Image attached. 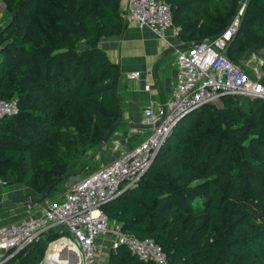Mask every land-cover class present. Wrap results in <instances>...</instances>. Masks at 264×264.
I'll list each match as a JSON object with an SVG mask.
<instances>
[{"label":"trees","instance_id":"16d2710c","mask_svg":"<svg viewBox=\"0 0 264 264\" xmlns=\"http://www.w3.org/2000/svg\"><path fill=\"white\" fill-rule=\"evenodd\" d=\"M120 1L0 0V100L18 107L0 118L5 184L34 198L50 188L48 199L69 177L86 174L88 153L113 133L118 67L98 44L124 29ZM163 1L183 47L217 37L240 6ZM243 4L224 53L235 65L260 57L264 72V0ZM240 98L224 95L220 106L179 118L137 184L100 207L109 224L152 240L165 264H264V101ZM62 236L50 229L1 264H40ZM103 264L155 263L118 246Z\"/></svg>","mask_w":264,"mask_h":264},{"label":"built area","instance_id":"2783aa9c","mask_svg":"<svg viewBox=\"0 0 264 264\" xmlns=\"http://www.w3.org/2000/svg\"><path fill=\"white\" fill-rule=\"evenodd\" d=\"M243 2L217 37L175 50L176 82L171 88L170 100L142 111L145 134L135 146L85 177L66 184L61 201H45L36 217L0 225V264L48 230L60 232L59 228L65 232L59 239H66L70 244L67 253L75 264H91L97 255L99 235L109 237L111 249L123 246L142 261L165 264L164 254L152 240H138L122 232L118 225L109 224L100 207L137 184L174 124L186 113L206 104L220 106L219 99L224 95L264 101L260 73L247 75L224 53L236 32ZM125 3L122 18L138 29H147L162 37L172 27L170 8L163 0H125ZM138 76V72H134L127 78ZM147 87L144 82V89ZM17 112L15 100H0V118ZM4 185L0 180V186Z\"/></svg>","mask_w":264,"mask_h":264},{"label":"crops","instance_id":"0c3cea01","mask_svg":"<svg viewBox=\"0 0 264 264\" xmlns=\"http://www.w3.org/2000/svg\"><path fill=\"white\" fill-rule=\"evenodd\" d=\"M120 3L123 13L125 0H121ZM124 23L125 27L119 35L101 39L98 44L108 59L118 67L116 92L120 102V117L113 133L98 150L92 153V159L98 158L100 163L93 164L91 159L89 164L91 163L92 166L87 167L88 174L120 156L143 138L145 128L142 126V111L170 100L171 88L176 82L174 52L187 45L180 40L172 27L164 32L162 37H158L147 29H138L132 22L124 20ZM134 72H138V78L128 79L127 76ZM144 82L148 85L147 90L144 89ZM78 176L73 175L74 178L70 182L79 178ZM31 195L32 192L21 185L0 188V204H2L0 225L19 222L27 217H36L41 205L22 204L24 200L34 198ZM20 197L25 198L23 201L19 199L11 201ZM61 199L62 195L53 201L60 202ZM18 204L22 206L18 207ZM59 230L63 231L61 228ZM96 248L97 255L91 264H102L109 249V237L100 236L96 240Z\"/></svg>","mask_w":264,"mask_h":264},{"label":"rangeland","instance_id":"374dc122","mask_svg":"<svg viewBox=\"0 0 264 264\" xmlns=\"http://www.w3.org/2000/svg\"><path fill=\"white\" fill-rule=\"evenodd\" d=\"M243 1H245V0H240V3L241 2H243ZM2 9H3V7H2V5H1V3H0V15H1V11H2ZM205 39V38H204ZM203 39V40H204ZM235 65V64H234ZM235 66H237V67H239V68H241L247 75H252L253 74V72H255V71H257V72H259L260 73V76H259V80L261 81L262 80V82L264 83V72H263V70H262V60H261V58L260 57H257V56H255V55H248L247 57H245V58H242V60H240V62H239V65H235ZM241 100H243V101H245L246 100V98H244V97H241L240 98ZM93 151H90L88 154L89 155H87V158H88V156H92L91 155V153H92ZM97 158V157H96ZM91 159H92V157H90V159L88 160V163H87V167H89V168H91V166H92V164L90 163L89 164V162H91ZM93 161H92V163L94 164V163H96V162H98V163H100V161H99V159L97 158V159H92ZM101 164H103V162L101 163ZM89 165V166H88ZM88 168V169H89ZM88 169H87V172H86V174H80L78 177L79 178H82V177H85L86 175H88ZM74 177H69L64 183H62L61 184V186L57 189V192L56 193H52L51 195H50V197H48V199L49 200H51V201H53V200H56L57 198H59V197H61V195L63 194V192L65 191V188H66V184L67 183H70V180H72ZM2 181V180H1ZM4 181V180H3ZM5 182V181H4ZM6 183V182H5ZM6 186H9V185H7V184H5L4 186H0V188H2V187H6ZM25 197H20V198H14V199H12L11 201H14V200H23ZM13 203V202H12ZM22 205H20V204H18V207H21ZM100 236L101 235H99L98 237H97V239H99L100 238ZM60 240V239H59ZM58 239L57 240H55V242H57V241H59ZM54 243V241L51 243V244H53ZM50 244V245H51ZM49 245V246H50ZM49 246H48V248H49ZM48 250V249H47ZM65 257V256H64ZM103 262H104V260H102V264H103ZM40 264H47V263H45V261H41V263Z\"/></svg>","mask_w":264,"mask_h":264},{"label":"bare ground","instance_id":"6f19581e","mask_svg":"<svg viewBox=\"0 0 264 264\" xmlns=\"http://www.w3.org/2000/svg\"><path fill=\"white\" fill-rule=\"evenodd\" d=\"M68 248H70V244L68 243L66 239H60L59 241L54 242L53 244L49 246V248L47 247L48 250H46L45 256H44L45 263L47 264H75V262H73V260L70 259L68 256V253H67Z\"/></svg>","mask_w":264,"mask_h":264},{"label":"water","instance_id":"95a60500","mask_svg":"<svg viewBox=\"0 0 264 264\" xmlns=\"http://www.w3.org/2000/svg\"><path fill=\"white\" fill-rule=\"evenodd\" d=\"M196 42H194L193 44H195ZM108 134H109V131L107 132V134L105 135V137L103 138V140H102V142H101V144H104L105 143V141L107 140V138H108ZM155 157V155L153 156V158ZM153 160V159H152ZM152 162V161H151ZM49 190H50V188H48L40 197H38V198H29V199H26V200H24L23 202H22V204L23 205H26V206H32V205H42L44 202H45V200H46V197H47V195H48V193H49ZM123 191H125V190H123ZM122 191V192H123ZM121 192V193H122ZM120 193V194H121ZM2 206V204H0V207Z\"/></svg>","mask_w":264,"mask_h":264}]
</instances>
